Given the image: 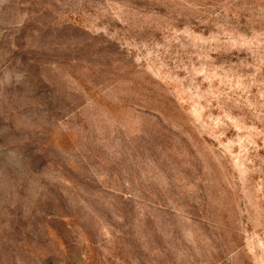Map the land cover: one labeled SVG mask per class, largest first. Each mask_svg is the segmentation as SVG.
Wrapping results in <instances>:
<instances>
[{
    "label": "rangeland",
    "instance_id": "1",
    "mask_svg": "<svg viewBox=\"0 0 264 264\" xmlns=\"http://www.w3.org/2000/svg\"><path fill=\"white\" fill-rule=\"evenodd\" d=\"M0 264H264V0H0Z\"/></svg>",
    "mask_w": 264,
    "mask_h": 264
}]
</instances>
